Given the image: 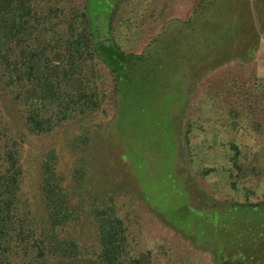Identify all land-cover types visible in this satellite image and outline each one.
I'll return each instance as SVG.
<instances>
[{"label": "rangeland", "instance_id": "obj_1", "mask_svg": "<svg viewBox=\"0 0 264 264\" xmlns=\"http://www.w3.org/2000/svg\"><path fill=\"white\" fill-rule=\"evenodd\" d=\"M31 5L28 45L64 53L85 30L127 56L113 72L95 46L52 64L74 67L58 76L78 107L51 105L48 132L29 129L28 82L0 62V145L20 157L24 230L3 264H108L99 214L122 237L114 264H264V0ZM49 155L67 195L61 226L39 186Z\"/></svg>", "mask_w": 264, "mask_h": 264}, {"label": "trees", "instance_id": "obj_2", "mask_svg": "<svg viewBox=\"0 0 264 264\" xmlns=\"http://www.w3.org/2000/svg\"><path fill=\"white\" fill-rule=\"evenodd\" d=\"M82 17L85 19V14L82 13ZM34 23H39V15L33 9L31 0H0V42L3 43L0 46V62L9 70L11 76L24 75L28 82L27 96L31 101L27 116L29 129L48 132L52 129V114L46 116V113L50 111L51 105H56V110L61 114L74 113L73 110L78 107L76 102L71 101L70 94L60 89L61 85L63 86L58 76L61 71L52 68V64L63 63L64 58L70 63L75 62L81 58L83 52L90 54L95 46L96 54L113 72L111 65L119 63L116 61V56L127 55L120 51L111 39L97 40L93 33L85 30L78 35V38L67 43V46L61 47L65 50L64 53L60 48L46 45L38 48L28 45L25 40L33 36ZM18 39L26 43L24 47L18 46ZM81 40L83 42L80 44ZM73 70L74 67H71V71L67 72L72 74ZM67 72L65 70L61 72L65 82L69 78ZM19 158L18 151L12 144L0 145V264H3L9 256L11 248L23 240L21 236L24 232L23 218L18 213L17 207L21 177ZM55 166L54 156L49 155L42 163V178L39 186L43 206L49 218L55 226H61L68 222L70 215L67 195L63 191L62 179ZM101 215L95 216L100 229L103 259L108 264H114L122 237H119V230L115 227L116 221L101 218Z\"/></svg>", "mask_w": 264, "mask_h": 264}]
</instances>
